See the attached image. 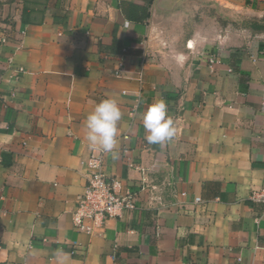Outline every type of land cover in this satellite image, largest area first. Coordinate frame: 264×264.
<instances>
[{"label": "crops", "instance_id": "crops-1", "mask_svg": "<svg viewBox=\"0 0 264 264\" xmlns=\"http://www.w3.org/2000/svg\"><path fill=\"white\" fill-rule=\"evenodd\" d=\"M207 2L264 15L152 0L135 22L122 3L144 0H0V264H264L251 198L264 188V33L208 19ZM114 41L129 53L102 50ZM106 98L122 119L103 172L136 209L87 234L72 224L95 151L84 121ZM159 99L176 135L148 145L140 113Z\"/></svg>", "mask_w": 264, "mask_h": 264}, {"label": "built area", "instance_id": "built-area-1", "mask_svg": "<svg viewBox=\"0 0 264 264\" xmlns=\"http://www.w3.org/2000/svg\"><path fill=\"white\" fill-rule=\"evenodd\" d=\"M104 157L105 153L93 151L81 161L87 169L86 185L72 214L73 227L79 232L90 234L107 219L120 218L124 212L136 209V192L118 193V181L103 172ZM251 198L264 206V188L253 192Z\"/></svg>", "mask_w": 264, "mask_h": 264}, {"label": "clouds", "instance_id": "clouds-1", "mask_svg": "<svg viewBox=\"0 0 264 264\" xmlns=\"http://www.w3.org/2000/svg\"><path fill=\"white\" fill-rule=\"evenodd\" d=\"M121 119L122 112L115 99L106 98L97 103L84 121L85 139L89 148L102 153H111L115 158L118 155V124ZM140 119L148 145L165 144L176 135V127L173 119L168 115V106L164 99L148 105L140 113ZM54 255L62 259L67 254L62 249H57Z\"/></svg>", "mask_w": 264, "mask_h": 264}, {"label": "trees", "instance_id": "trees-1", "mask_svg": "<svg viewBox=\"0 0 264 264\" xmlns=\"http://www.w3.org/2000/svg\"><path fill=\"white\" fill-rule=\"evenodd\" d=\"M152 0H144L143 6H134L127 3H122V11L127 19L135 22H144L149 17V7ZM244 27L253 33H264V16L260 19L254 18L253 22L247 21ZM104 52L112 55H122L129 53L121 48L120 42L114 41L111 47H102Z\"/></svg>", "mask_w": 264, "mask_h": 264}, {"label": "rangeland", "instance_id": "rangeland-1", "mask_svg": "<svg viewBox=\"0 0 264 264\" xmlns=\"http://www.w3.org/2000/svg\"><path fill=\"white\" fill-rule=\"evenodd\" d=\"M242 2L245 7H248L249 5H252L254 3H259V5L262 4L264 6V0H242ZM204 9L208 19L211 20L217 19L218 21H220V23H226V22H230L229 19L231 18L232 20H234L235 24H237L236 26L239 28H245L244 25L247 21L252 23L254 18H256L249 13L240 12V11L230 17V15L222 7H218L212 2L205 3Z\"/></svg>", "mask_w": 264, "mask_h": 264}]
</instances>
